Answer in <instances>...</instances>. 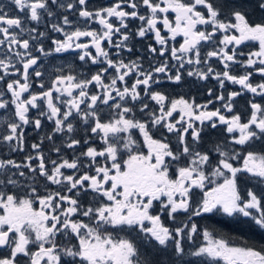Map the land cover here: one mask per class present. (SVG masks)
<instances>
[{"label": "snow or ice", "instance_id": "obj_1", "mask_svg": "<svg viewBox=\"0 0 264 264\" xmlns=\"http://www.w3.org/2000/svg\"><path fill=\"white\" fill-rule=\"evenodd\" d=\"M0 110V264H264V0H7Z\"/></svg>", "mask_w": 264, "mask_h": 264}, {"label": "flooded vegetation", "instance_id": "obj_2", "mask_svg": "<svg viewBox=\"0 0 264 264\" xmlns=\"http://www.w3.org/2000/svg\"><path fill=\"white\" fill-rule=\"evenodd\" d=\"M109 2H110V0H91V4H92L93 7L101 6V5H107ZM0 4H7V0H0ZM5 10H7V8ZM70 18L74 19V17H70ZM94 27H98V26L94 25ZM41 30H43V28H41ZM50 35H58V34L50 33ZM46 43L48 45H50V40L46 41ZM137 47L139 48L140 45L137 44ZM112 51H115V50L113 49ZM245 51H247V49H245ZM125 55H127V54H125ZM49 60H51V65L49 66V71H53L55 67H61V66L64 68L65 71H67L69 65L75 67L76 65L80 64V62L78 60L73 61L72 56L67 54V53L62 54V55H57L55 57V59L49 58ZM90 67L95 69L96 66L85 65L83 69L76 68V71L77 72L84 71L86 73L87 69L90 68ZM145 67H147V62H145ZM45 79L47 80L48 77L46 76ZM191 79L192 78H189V81H191ZM200 83L201 84H206L208 87H211V86H213L215 84V81H212L210 79L209 81L200 82ZM198 87H199V85H197V84L188 83V84L183 85L180 88H177L176 92L177 93H181V94L182 93H188L189 96H196L198 102H202L204 97H203V95L201 94L200 91H197ZM229 87L230 88H234V90H238V86H231L230 85ZM245 102H246L245 98H240L241 107L245 104ZM0 112H2V110H0ZM2 118L3 117L0 116V119H2ZM44 125H45V127H44L43 131L47 132V131L51 130V125L47 121H44ZM26 131L28 133V143H29V145L32 142H38L39 137L32 130V128L29 127V128L26 129ZM82 134L83 133L81 132V135ZM57 143H59V139L57 140ZM44 150L46 152L48 150V143L47 142H45V144H44ZM23 155H24L23 153H20V154L10 153V152L7 151L6 148H0V158H4L5 156H7L8 158H14V159H17V160H22ZM52 155L55 156L54 153ZM67 155L70 157L72 155V152L68 151ZM219 218L226 219L227 217L223 216V215H211V214H208L205 219L200 221V223L202 224L203 227H206V228L211 227L212 229L217 231L218 230V223H219L218 219ZM208 230L212 231L210 228H208ZM260 232L264 233V231H260Z\"/></svg>", "mask_w": 264, "mask_h": 264}, {"label": "trees", "instance_id": "obj_3", "mask_svg": "<svg viewBox=\"0 0 264 264\" xmlns=\"http://www.w3.org/2000/svg\"><path fill=\"white\" fill-rule=\"evenodd\" d=\"M218 230L212 231L222 233L234 242L264 243V233H261L254 225L246 222L243 218L227 217L218 219Z\"/></svg>", "mask_w": 264, "mask_h": 264}]
</instances>
